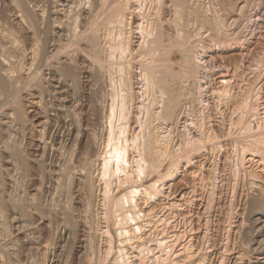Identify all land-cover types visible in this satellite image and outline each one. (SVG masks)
Returning <instances> with one entry per match:
<instances>
[{
  "label": "rangeland",
  "instance_id": "obj_1",
  "mask_svg": "<svg viewBox=\"0 0 264 264\" xmlns=\"http://www.w3.org/2000/svg\"><path fill=\"white\" fill-rule=\"evenodd\" d=\"M175 1L0 0V264H264V0Z\"/></svg>",
  "mask_w": 264,
  "mask_h": 264
},
{
  "label": "bare ground",
  "instance_id": "obj_2",
  "mask_svg": "<svg viewBox=\"0 0 264 264\" xmlns=\"http://www.w3.org/2000/svg\"><path fill=\"white\" fill-rule=\"evenodd\" d=\"M89 1H90V0H89ZM174 1H175V0H173V4H174ZM184 1H186V0H184ZM184 1H183V0H178L177 2H178L179 5H177V6H180L179 9H182V8H183V10L186 11V8H187V7H186V3H185ZM117 2H118V1H117ZM120 2H121V1H120ZM187 2H188V1H187ZM175 3H176V1H175ZM188 3H189V2H188ZM176 4H177V3H176ZM176 4H175V5H176ZM175 5H173V6H175ZM177 6H175V7L177 8ZM161 8H162V7H161ZM189 8H190V7H189ZM202 8H203V7H202ZM177 9H178V8H177ZM177 9H176V10H177ZM195 10L198 11L197 9H195ZM70 11H71V10H70ZM180 11H181V10H180ZM180 11H178V12H180ZM185 11H184V12L182 11V12L185 14V13H186ZM202 11H203V10H202ZM143 12H144V11H143ZM182 12H181V14H183ZM119 13H120V12H119ZM162 13H163V12H162ZM187 13H188V12H187ZM201 13H202V12H201ZM63 14H64V13H63ZM112 14H113V13H112ZM184 14H183V18H184L185 20H184V19L182 20V23H183V21H184L183 25H182L181 23H179V24H181L180 27L182 26L181 29L184 30L183 35H182V33L179 34V32H178L179 35L176 34V35H177V37H176L177 39L180 38V37L182 38V41H181V42H183L184 39L189 38L190 35H191V34H189V31H188L189 28L187 27V23H188V21L186 20ZM196 14H197V13H196ZM199 14H200V13L198 12V15H199ZM185 15H186V14H185ZM193 15H194V14H193ZM200 15H201V14H200ZM200 15H199L198 17H200ZM180 16H182V15H180ZM195 16H196V15H195ZM195 16H194V17H195ZM203 16H204V15H203ZM137 17H138V16H137ZM141 17H142V16H141ZM144 17H145V16H144ZM188 17H189V16H188ZM188 17H187V19H188ZM196 17H197V16H196ZM215 17H216V15H215ZM145 18H146V17H145ZM145 18H142V19H145ZM181 18H182V17H181ZM190 18H191V17H190ZM119 19H120V18H119ZM140 19H141V18H140ZM199 19H200V18L197 19V23L199 22ZM145 20H146V23H147V18H146ZM201 20H202V19H201ZM246 20H247V19H246ZM154 21H155V20H154ZM176 21H177V20H176ZM210 21H212V20H210ZM202 22H204V20H203ZM154 23H155V22H152V20H150V22H148L146 26H143V25H142V26L140 27V31L138 32V33L140 34V36H141L140 54H139V53H138V54H139V56L141 57V59H142V58H143V59H145V58L147 59V58H148V59L150 60L151 64H152V67L150 66L149 68H147V67L145 68V70L147 69L146 71L148 72V75H147L146 73H145V74H146L147 76H149V77H147V76H146V77H147V78H152V79H153V78H157L156 80H154V82H155V81L158 82V89H159L160 86H162V85H161L162 83H163V86H162L163 88H164L165 86H167V85H166V84H167L166 82H168V81H167V80H168V77H170V78H169V82H171V83H179V84H177V87H176V89H177V88L179 87L178 85H180V82H181V83H183V82L185 83L187 79H186L185 77H181V75H178L177 73H176V76H174L175 74L173 75L172 73H169V74H170V75H169V74H167L168 72L166 73L165 71H163V70H164V67H165V68H168V67H166V65H164V62H165L166 59H168V58L166 57V55H163V54L159 53L158 50H161V48H160V46H161L160 43H161L163 40L166 39V38H165L166 36H165V32H164L163 29H162V30H161L162 32L159 31L160 34H159V33H155L156 35L159 34L158 37L153 38V39H149V34L152 32V31H151V27L154 25ZM162 23H163V22H162ZM162 23H161V24H162ZM199 23H200V22H199ZM110 24H111V23H110ZM152 24H153V25H152ZM174 24H175V23H174ZM113 25H114V24H113ZM149 25H152V26L150 27ZM157 25H158V24H157ZM188 25H189V24H188ZM199 25H200V24H199ZM212 25H213V24H212ZM139 26H140V25H139ZM212 27H213V26H212ZM71 28H72V27H71ZM154 28H155V27H154ZM156 28H157V27H156ZM159 28H160V27H159ZM187 28H188V29H187ZM203 28H204V27H203ZM215 28H216V27H215ZM215 28H214V29H215ZM175 29H176V28H175ZM175 29H174V30H175ZM176 30H177V29H176ZM179 30H180V29H179ZM189 30H190V29H189ZM215 30H216V29H215ZM112 31H113V30H112ZM150 31H151V32H150ZM180 31H181V30H180ZM113 32H114V31H113ZM176 32H177V31H176ZM181 32H182V31H181ZM190 32H191V31H190ZM176 35H175V36H176ZM178 36H179V37H178ZM217 36H218V35H217ZM132 37H133V36H132ZM138 37H139V36H138ZM181 38H180V39H181ZM117 39H118V38H117ZM168 39H169V38H168ZM177 39H176V40H177ZM180 39H179V40H180ZM169 40H170V39H169ZM179 40L176 41V42H179ZM187 41H188V40H187ZM105 42H106V41H105ZM167 42H168V41H167ZM184 42L187 43L186 40H185ZM184 42H183V44H184ZM188 42H189V41H188ZM161 44H162V43H161ZM171 44H172V43H171ZM176 44H177V43H176ZM151 45H153V46L151 47ZM155 45H156V46H155ZM107 46H108V45H107ZM111 46H112V45H111ZM114 46H115V45H114ZM183 46H184V45H183ZM185 46H186V45H185ZM112 47H113V46H112ZM112 47H111V48H112ZM181 47H182V46H181ZM196 47H197V46H196ZM111 48H110V49H111ZM188 48H189V47L187 46V50L190 49V48H189V49H188ZM137 49H138V51H139V48H137ZM166 49H167V48H166ZM173 49H174V48H172V52H173ZM115 50H116V49H115ZM176 50H177V49H176ZM179 50H180V49H179ZM187 50H181V52H182V58L185 57L186 54H187V56L190 55V54L188 55V53H190V50H191V49L189 50V52H184V51H187ZM135 51H136V50H135ZM108 52H109V51H108ZM114 52H115V51H114ZM114 52H113V54H115ZM183 52H184V53H183ZM158 53H159V54H158ZM174 53H175V52H174ZM126 54H127V53H126ZM135 54H136V53H135ZM135 54H134V55H135ZM168 54L170 55V53H168ZM171 54H172V53H171ZM178 54H179V53H178ZM183 54H185V55L183 56ZM134 55H133V56H134ZM139 56H138V57H139ZM176 56H177V55H176ZM187 56L185 57V60L183 61V66H184V65L186 66L185 69H187V68L190 66V65H188V63L186 62V60L189 59L190 56H189V57H187ZM109 57H110V56H109ZM124 57H125V56H124ZM131 57H132V56H131ZM170 57H171V55H170ZM110 58H111V57H110ZM122 58H123V57H122ZM134 58H135V56H134ZM186 58H187V59H186ZM124 59H125V58H124ZM139 59H140V58H139ZM183 59H184V58H183ZM122 60H123V59H122ZM169 60H170V59H169ZM190 60H192V59H190ZM190 60H189V61H190ZM146 61H148V60H146ZM166 62H167V61H166ZM184 62H185V63H184ZM126 63H127V62H126ZM128 63H129V62H128ZM144 63H145V62H144ZM186 63H187V64H186ZM189 64H190V62H189ZM104 65H105V64H104ZM162 65H164L163 69H162V68H159V67H161ZM146 66H147V65H146ZM185 66H184V67H185ZM144 67H145V66H144ZM184 67H183V68H184ZM191 67H193V66H191ZM191 67H190V68H191ZM190 68H188V69H190ZM196 68H197V67H196ZM200 68H201V67H200ZM172 69H173V67H172ZM172 69H171V70H172ZM165 70L167 71V69H165ZM192 70H194V68H193ZM192 70H191V71H192ZM191 71H190V70H188V71L186 70V74H184L185 72L182 73V74H184V75H186V76L188 75V77L190 76L191 78H192V77L194 78V76H193L194 74H192ZM182 72H183V71H182ZM157 73H158V74H162V75H161V76L159 75V76H160V77H159ZM153 74H155L156 77H155ZM166 74H167V75H166ZM171 74H172V75H171ZM179 74H181V73H179ZM150 75H151V76H150ZM177 75L180 76V78H178ZM195 75H196V72H195ZM153 76H154V77H153ZM174 77H176V78H174ZM190 77H189V79H190ZM166 79H167V80H166ZM177 79H179V80H177ZM194 79H195V78H194ZM148 80H151V79H148ZM148 80H147V81H148ZM164 80L166 81V82H165V85H164ZM202 81H203V80H202ZM149 82H150V81H149ZM159 82H162V83L160 84ZM147 83H148V82H147ZM184 83H183V84H184ZM155 84H156V83H155ZM159 84H160V86H159ZM195 84H196V81L194 82V80H193L192 83L189 84V87H185V86L183 87V86L180 85V88L182 87V90H181V89H177V90H176V89L174 88V85H173V88H174V90H176V91H179V90H180L179 93L182 92L183 95H181V94L178 95V98H179V96H184V94H185V95H187V94H192V93H191V92H192V91H191L192 88H194V86L197 87ZM120 85H121V84H120ZM156 85H157V84H156ZM175 85H176V84H175ZM124 86H125V85H124ZM117 87H118V86H117ZM127 87H128V86H127ZM152 87H153V86H152ZM152 87H151V88H152ZM168 87H169L168 90H170V88L172 87L171 84H169ZM191 87H192V88H191ZM141 88H142V87H141ZM149 88H150V86H149ZM163 88H161V89H163ZM165 88H166V87H165ZM173 88H171L172 90H170V91H168V92L164 89V90L167 92V96H166V99H167V100H164V101L162 100V101H163V104H164V105H163L164 108L162 107V108H163L162 118H163L164 120H167V121H168V120H171L172 118L175 117L174 115H175V113L177 112V108H178L179 105H180V104L178 105L177 102H175V103H176L175 105L172 104V103H174V102H173L174 99L177 98V97H176V96H177V95H176L177 92L174 91ZM166 89H167V88H166ZM145 90H146V89H145ZM164 90H163V91H164ZM148 91H149V89H148ZM163 91H161L160 93L162 94V97H165L164 94H166V93L163 92ZM188 91H190V92H188ZM116 92H117V91H116ZM149 92H150V91H149ZM149 92H148V93H149ZM179 93H178V94H179ZM126 94H127V93H126ZM149 94H150V93H149ZM152 94H153V93H152ZM198 94H199V93H198ZM120 95H121V94H120ZM141 95H142V94H141ZM144 95H145V94H144ZM175 95H176V96H175ZM151 96H152V95H151ZM151 96H150V97H151ZM160 96H161V95H160ZM235 96H236V95H235ZM155 98H156V97H155ZM115 99H116V98H115ZM120 99H121V98H120ZM153 99H154V98H153ZM163 99H165V98H163ZM165 101H166V102H165ZM167 101H168V102H167ZM175 101H176V100H175ZM180 101L182 102V100H179V99H178V102H179V103H180ZM219 101H220V100H219ZM164 102H165L166 104H165ZM186 102H187V101H186ZM115 103H116V102H115ZM120 103H121V102H120ZM182 103H183V102H182ZM184 103H185V102H184ZM226 104H227V103H226ZM177 105H178V106H177ZM185 105H186V104H185ZM231 105H232V104H231ZM147 106H148V105H147ZM192 106H193V105H192ZM238 107H240V105H239ZM238 107H237V108H238ZM178 109H180V108H178ZM190 109H191V108H190ZM237 110H238V109H237ZM237 110H236V111H237ZM114 111H115V110H114ZM119 111H120V110H119ZM141 114H142V113H141ZM147 114H148V113H147ZM149 114H150V113H149ZM241 114H242V113H241ZM117 116H118V115H117ZM120 116H121V115H120ZM123 116H124V115H123ZM138 117H139V116H138ZM141 117H142V116H141ZM153 117H154V116H153ZM158 117H159V116H158ZM150 118H152V117H150ZM150 118H149V119H150ZM144 119H145V118H144ZM111 120H112V119H111ZM138 120H139V119H138ZM142 120H143V119H142ZM174 120H175V119H174ZM143 121H147V120H143ZM150 121H153V120H150ZM150 121H147V122L150 123ZM109 122H110V121H109ZM113 122H114V121H113ZM118 123H119V122H118ZM138 123H139V122H138ZM143 123H144V122H143ZM143 123H142V124H143ZM110 124H111V123H110ZM144 124H145V123H144ZM146 124H147V123H146ZM117 125H118V124H117ZM148 125H149V124H148ZM118 126H119V125H118ZM143 127H144V126H143ZM152 127H153V126H152ZM117 128H118V127H117ZM149 128H150V127H149ZM159 128H160V127H159ZM151 130H152V129H151ZM153 130H154V129H153ZM147 131H148V130H147ZM111 132H112V131H111ZM160 132H161V131H160ZM245 132H246V131H245ZM115 133H116V132H115ZM147 134H148V132H147ZM149 134H150V133H149ZM118 135H119V134H118ZM168 135H169V134H168ZM246 135H247V134H246ZM113 136H114V135H113ZM139 136H140V135H139ZM141 136H143V135H141ZM141 136H140V137H141ZM151 136H152V135H151ZM166 136H167V135H166ZM144 137H145V134H144ZM163 137H164V136H163ZM112 138H113V137H112ZM112 138H111V140H112ZM117 138H118V137H117ZM117 138H116V139H117ZM157 138H158V137H157ZM202 138H203V137H202ZM237 138H238V137H237ZM151 139H153V138L145 139L146 141L144 140L145 142L143 143L144 146H143V145H140L141 147H140L139 149H138V148H136V149H138V152H139V155H140V156H139L140 159H142V157L145 158V154H146V151H147V155H146V156H147L148 160H150V161L154 164V162L156 161V159H157V158L159 159L160 157H163L164 154H163V153H162V154H161V153L158 154V152H157V150H155V148L159 150V149L161 148L162 145H161V146L159 145L160 148H157L158 146H157V147H154V145H153L154 143H152L154 139H153V140H151ZM165 139H166V138H165ZM119 140H120V139H119ZM158 140H159V139H158ZM161 140H162V139H160V141H161ZM154 141H155V140H154ZM165 141H166V140H165ZM169 141H170V139H169ZM203 141H204V140H203ZM207 141H208V140H207ZM113 142H114V141H113ZM142 142H143V141H142ZM156 142H157V141H156ZM210 142H211V141H210ZM139 143H140V142H139ZM161 143H163V142H161ZM206 143H207V142H206ZM117 144H118V143H117ZM165 145H166V144H165ZM196 146H197V145H196ZM118 147H119V146H118ZM164 147H165V146H164ZM115 148H116V147H115ZM151 148H153V150H152ZM165 148H166V147H165ZM117 149H118V148H117ZM163 149H164V148H163ZM150 150L153 151V153H152V152L148 153ZM161 150H162V149H161ZM188 150H189V149H188ZM166 153H167V152H166ZM137 156H138V155H137ZM166 156H167V155H166ZM166 156H165V157H166ZM140 159H139V160H140ZM122 160H123V159H122ZM142 160H143V159H142ZM160 160H161V158H160ZM144 161H145V160H144ZM157 161H158V160H157ZM139 162H140V161H139ZM155 163H156V162H155ZM107 164H108V162H107ZM142 164H143V163H142ZM156 164H157V163H156ZM138 165H139V164H138ZM149 166H150V164H149ZM155 166H156V165H154L152 168H154ZM136 167H137V166H136ZM131 213H132V212H131ZM126 217H127V216H126ZM123 219H125V218H123ZM122 221H123V220H122ZM134 222H135V221H134ZM134 222H133V223H134Z\"/></svg>",
  "mask_w": 264,
  "mask_h": 264
}]
</instances>
